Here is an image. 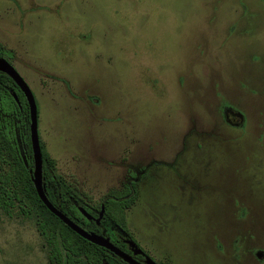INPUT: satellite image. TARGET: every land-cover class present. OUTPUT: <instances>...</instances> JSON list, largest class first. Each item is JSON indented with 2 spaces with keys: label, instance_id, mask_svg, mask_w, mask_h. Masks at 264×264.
Instances as JSON below:
<instances>
[{
  "label": "rangeland",
  "instance_id": "1",
  "mask_svg": "<svg viewBox=\"0 0 264 264\" xmlns=\"http://www.w3.org/2000/svg\"><path fill=\"white\" fill-rule=\"evenodd\" d=\"M0 45L76 205L136 178L124 219L89 231L157 263L264 264V0H0ZM45 250L31 218L0 216V264Z\"/></svg>",
  "mask_w": 264,
  "mask_h": 264
},
{
  "label": "trees",
  "instance_id": "2",
  "mask_svg": "<svg viewBox=\"0 0 264 264\" xmlns=\"http://www.w3.org/2000/svg\"><path fill=\"white\" fill-rule=\"evenodd\" d=\"M0 56L10 57V52L2 45H0ZM13 94L16 95L19 104ZM23 104L26 106L25 113ZM0 111V216L4 214L11 217L15 212L16 216L31 218L45 245L48 264H128L109 250L89 242L71 230L39 199L30 171L33 158L29 140L28 106L18 86L3 72H0ZM14 119L26 129L25 138L28 147L26 161L23 160L15 144L10 126ZM40 146L48 199L76 224L86 230H94L91 225L95 226V223L87 219L79 211V207L91 216L97 217L101 205H76L75 202L78 200L66 195L67 189L62 188L61 178L55 174V160L41 143ZM134 199V194L127 198L116 197L115 200L108 198L104 205L103 219H109L117 225L119 219H124L126 209L132 206ZM122 227L126 231L125 226Z\"/></svg>",
  "mask_w": 264,
  "mask_h": 264
},
{
  "label": "water",
  "instance_id": "3",
  "mask_svg": "<svg viewBox=\"0 0 264 264\" xmlns=\"http://www.w3.org/2000/svg\"><path fill=\"white\" fill-rule=\"evenodd\" d=\"M0 72L5 73L9 76L14 83L18 86L20 91L23 93V96L26 100L29 112V133H30V144L32 149V158L33 166L31 171V179L34 184L36 193L42 203L48 208V210L57 216L66 226L71 230L76 232L82 238L88 240L89 242L101 246L109 250L112 254L119 257L121 260L128 264H159L156 261L152 260L148 255H145L144 252L139 248V246L132 240H128L131 250L134 254H143L144 262H140L133 258L130 254L123 251L121 248L114 245L110 237L105 234H99L94 231H89L71 220L64 212L59 208L54 206L52 202L48 199L46 194V188L43 181V157L42 150L40 146V140L38 135V116H37V105L34 98V95L23 79L19 72L14 68V66L9 63L5 58L0 56ZM14 99L19 104V101L15 94H13ZM79 211L89 220L93 219V216L88 214L82 207H79ZM104 207L101 206V211L99 212L98 217L95 219L96 223H99V220L103 216Z\"/></svg>",
  "mask_w": 264,
  "mask_h": 264
},
{
  "label": "flooded vegetation",
  "instance_id": "4",
  "mask_svg": "<svg viewBox=\"0 0 264 264\" xmlns=\"http://www.w3.org/2000/svg\"><path fill=\"white\" fill-rule=\"evenodd\" d=\"M13 134H15L14 133V131H13ZM132 179H134V178H132V177H130V179H128L127 180V186L124 188V192H123V197L124 198H127V197H129L130 195H131V193H132V191H134L133 190V188H132V185L134 184L133 182H135V181H133ZM134 180H136V178L134 179ZM43 181H44V178H43ZM44 185H45V183H44ZM46 188V187H45ZM108 198H112V197H108ZM108 198H106V199H104L102 202H101V206L103 205V207H104V205H105V202L107 201V199ZM112 199H116V197H113ZM127 209H129V208H127ZM127 209H126V211H127ZM92 221L95 223V221L92 219ZM112 222V221H111ZM113 223V222H112ZM115 224V223H114ZM95 225H96V223H95ZM99 225V224H98ZM101 231H104V234L105 235H109V237H110V240H111V242L114 244V245H116L117 247H119V248H121L123 251H125V252H127L128 254H130L131 256H133V258L134 259H136V260H138V261H140V262H144V255L143 254H134L133 253V251L131 250V248H130V245H129V243H128V240L129 239H131V240H133L134 242H136L135 240H134V238L131 236V234L128 232H126V234H125V236H122L121 234H118V233H112L111 231H109V233H106L105 232V228H102V230ZM124 232V233H125ZM110 233H112L113 235H114V238L112 239L111 238V234ZM137 243V242H136ZM138 245V244H137ZM139 246V245H138ZM140 247V246H139ZM141 248V247H140ZM141 250L144 252V254L145 255H148L142 248H141ZM149 256V255H148ZM159 264H161V263H159Z\"/></svg>",
  "mask_w": 264,
  "mask_h": 264
}]
</instances>
